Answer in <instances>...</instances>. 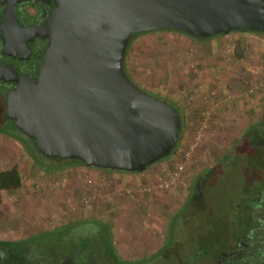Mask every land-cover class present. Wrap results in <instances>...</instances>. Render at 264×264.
Returning a JSON list of instances; mask_svg holds the SVG:
<instances>
[{
	"label": "rangeland",
	"instance_id": "rangeland-1",
	"mask_svg": "<svg viewBox=\"0 0 264 264\" xmlns=\"http://www.w3.org/2000/svg\"><path fill=\"white\" fill-rule=\"evenodd\" d=\"M124 68L144 91L180 110L181 138L175 151L148 166L141 178L126 181H113L74 166L48 172L38 163L59 166L68 160L49 159L37 150L32 154L24 151L15 138L2 132L11 124L0 109V171L16 165L21 178L17 190L0 192V239L18 241L65 225L74 235H99V223H109L117 250L127 261L176 264L191 250L190 238L197 227L193 219L182 218L174 223L176 235L167 258L159 259L156 252L164 244L169 219L183 204L193 177L215 165L249 124L264 118V34L231 32L197 41L176 31L142 32L129 42ZM190 147V157L174 186L158 188L157 183L182 161L181 154ZM238 159L217 166L213 172L218 176L203 187L214 214L219 210L223 216L230 215L235 199L249 195L243 186L253 182L256 171L249 172L247 157ZM93 187L98 188L97 199L81 205L80 199ZM237 207L235 217L244 211V206ZM222 224L219 229L225 234ZM186 235L189 243L181 245ZM204 239L207 243L212 237ZM202 258L182 264L213 263L211 256Z\"/></svg>",
	"mask_w": 264,
	"mask_h": 264
},
{
	"label": "water",
	"instance_id": "water-1",
	"mask_svg": "<svg viewBox=\"0 0 264 264\" xmlns=\"http://www.w3.org/2000/svg\"><path fill=\"white\" fill-rule=\"evenodd\" d=\"M53 1L45 22L32 29L49 39L36 77L0 68V80L17 83L5 96V116L45 157L87 167L142 173L181 138L177 109L124 70L134 34L264 32V0ZM10 40L6 51L15 49Z\"/></svg>",
	"mask_w": 264,
	"mask_h": 264
},
{
	"label": "trees",
	"instance_id": "trees-1",
	"mask_svg": "<svg viewBox=\"0 0 264 264\" xmlns=\"http://www.w3.org/2000/svg\"><path fill=\"white\" fill-rule=\"evenodd\" d=\"M152 31L173 30L157 29ZM246 32L264 34V32L260 31ZM140 33L142 32L134 34L130 38V41L133 39V37ZM188 36L197 41H206L207 39L214 37L195 38L190 35ZM215 36H221V34ZM0 102L2 103L0 104V109L3 111V98ZM176 109L180 114L182 123L183 116L177 107ZM2 115L4 116V114ZM9 122L11 125H7V128L2 132H5L15 138L20 143L24 151L30 154H32V152L34 153L35 150H37L34 141L27 136L26 137L30 140L26 141L27 138H25L24 134H21L22 132L18 133L19 135H17L16 126L13 122ZM28 143H31L32 146L28 145ZM239 156L247 157L246 162L250 169L249 172L254 170L256 171L254 172L255 174L260 169V167L264 166V118L249 124L240 139L231 146L227 153L219 157L215 165L193 177L188 187V194L185 197L183 204L181 205L180 209L169 219V225L171 228L168 226L166 239L164 241V248L158 252L160 255L159 259L167 258V253L170 250L169 246H173L175 240L176 232L173 230L174 223H176V221L179 219L187 218L188 221L189 219H193L192 221H194L197 231L190 238L191 243L193 244L191 250L189 252L187 251L185 255H181L182 257L177 259V262H175L176 264L185 263L183 260L188 263V261L191 259H201L202 257L210 254L216 256L218 252V244H220L218 241L228 237L236 236L237 228L234 223L240 222L242 225H246L248 223L249 215L245 209L244 211H239L236 217L234 216L236 215L235 209H239L237 205L244 206V201L246 198H248V195H246L247 197L242 195L241 198L235 199L232 205V208H234L233 213L230 215L225 214L223 216L222 212H219V210H217L215 214L212 213L210 210V205L206 202V197L203 191V187L207 183L214 181L215 177L218 176L214 175L215 173L213 172L216 170L217 166L224 164L225 162L230 164L236 163L239 160ZM38 164L42 167V169L52 172L61 170L65 165L69 164L84 165L78 160L59 162V166L55 163L53 165L47 166L42 163ZM252 184V181H248L247 184L243 186L245 189L244 191L248 192ZM20 186L21 178L16 165L0 171V192L2 190H17ZM231 215H233V217ZM219 223H223L222 225L224 228H226L225 234H223V232L219 229ZM98 227L102 229V233L99 235H88L86 233L74 235L71 232V228L65 225L54 229L40 230L18 241L0 239V264H143L147 260L143 259V261L140 260L135 262L124 259L118 253V250L114 244L112 226L109 223H99ZM227 231L229 234H227ZM206 235L212 237V240L207 243L204 239ZM187 236L188 235L185 236L181 245L189 243V238H187ZM201 240L202 243H199Z\"/></svg>",
	"mask_w": 264,
	"mask_h": 264
},
{
	"label": "flooded vegetation",
	"instance_id": "flooded-vegetation-1",
	"mask_svg": "<svg viewBox=\"0 0 264 264\" xmlns=\"http://www.w3.org/2000/svg\"><path fill=\"white\" fill-rule=\"evenodd\" d=\"M55 6L53 0H0V68L31 79L36 77L49 39L33 35L32 29L40 27ZM7 38H11L15 49L6 51ZM16 85L14 81L0 80L4 116L5 96ZM254 175L249 197L244 201L248 223H234L236 236L218 241L216 256L207 255L213 258L212 264H264V166ZM163 248L164 244L156 252Z\"/></svg>",
	"mask_w": 264,
	"mask_h": 264
},
{
	"label": "built area",
	"instance_id": "built-area-1",
	"mask_svg": "<svg viewBox=\"0 0 264 264\" xmlns=\"http://www.w3.org/2000/svg\"><path fill=\"white\" fill-rule=\"evenodd\" d=\"M264 82V81H263ZM262 83V81L260 82ZM251 92V89H250ZM208 114V113H206ZM205 127L204 122L202 123V126L200 127V130L197 133V140L200 139V137L202 136V129ZM192 151V147H190V149L184 151L181 156H182V161H180L166 176V178H164L163 180H161L159 183H157V187L161 188V189H169L172 186H174L175 182L179 179V177L181 176L185 164L187 162V160L190 157ZM64 183V180L61 182V184ZM57 184V183H56ZM98 197V188L97 187H93L92 191L90 193H88L87 195L83 196L80 199V204L87 206L89 204H91L92 202H95V200ZM70 208H74L73 204H70Z\"/></svg>",
	"mask_w": 264,
	"mask_h": 264
},
{
	"label": "crops",
	"instance_id": "crops-1",
	"mask_svg": "<svg viewBox=\"0 0 264 264\" xmlns=\"http://www.w3.org/2000/svg\"><path fill=\"white\" fill-rule=\"evenodd\" d=\"M69 166H74V167H78L79 169H82L83 171H90L94 174V175H98L100 177H107V178H111V180H115V181H126L128 179H135V178H141L140 176H143V172L142 173H134V172H125V171H108L107 169H101V168H93V167H87L84 165H79V164H69V165H65L61 170L66 169ZM50 172V171H48ZM112 199V197H111ZM113 200V199H112ZM115 200V199H114ZM127 204V201L125 202ZM125 203H123V205H125ZM128 211L129 208L127 207V210H125L126 214L128 215ZM115 244V241H114ZM116 246V245H115ZM117 248V247H116ZM119 253V252H118Z\"/></svg>",
	"mask_w": 264,
	"mask_h": 264
}]
</instances>
